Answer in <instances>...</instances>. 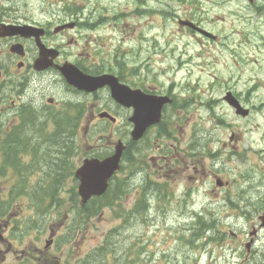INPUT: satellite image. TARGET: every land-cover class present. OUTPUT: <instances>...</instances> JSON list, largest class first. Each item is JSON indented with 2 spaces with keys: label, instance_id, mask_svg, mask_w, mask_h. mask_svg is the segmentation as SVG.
Masks as SVG:
<instances>
[{
  "label": "rangeland",
  "instance_id": "1",
  "mask_svg": "<svg viewBox=\"0 0 264 264\" xmlns=\"http://www.w3.org/2000/svg\"><path fill=\"white\" fill-rule=\"evenodd\" d=\"M0 19L54 24L79 21L78 28L69 30L62 42L68 59L88 52L103 64L102 70L123 67L128 77L142 79L147 87L172 91L176 106L169 108L162 126L170 128L175 137L166 138L165 145H171L174 155L185 157L192 170L200 164L208 174L198 181L187 174L175 178L167 186L169 195L162 199L151 184L144 191L146 177L138 170L142 164L151 168L159 142L151 131L143 143L131 145L106 198L90 204L92 213L79 214L75 169L85 157L111 151L118 139L108 123L82 124L78 163L74 160L70 166L74 171L68 168L60 180L49 174L50 160L48 167L44 162L51 152L28 158L26 167L16 159V168L26 170L27 177L13 193L19 216L14 227L25 235L18 239L2 231L0 261L6 256L15 264L26 254L21 249L34 252L53 233L54 241L60 239L65 245L61 254L69 264H147V260L169 258L203 264V239L189 244L191 229L201 227L198 215L203 221V212L209 220L231 210L225 205L227 193L217 195L214 173L230 180L246 169L247 164L233 154L234 143L241 152L246 147L253 149L256 180L264 178V14L239 8L236 0H0ZM179 19L216 27L220 41L203 40L202 34L180 26ZM70 39L78 43H69ZM253 86L255 90L249 93ZM228 89L250 94L256 108L249 118L237 117L223 99ZM53 91L63 99L72 97L60 85ZM120 126L114 131L119 132ZM234 131L240 139L233 143ZM101 132L106 134L102 137ZM36 157L43 161L31 164ZM2 165L0 199H5L6 179L14 176L12 185L19 178L11 165ZM184 185L191 188L185 196ZM143 195L149 196L145 201L151 205L139 214L138 200Z\"/></svg>",
  "mask_w": 264,
  "mask_h": 264
},
{
  "label": "flooded vegetation",
  "instance_id": "2",
  "mask_svg": "<svg viewBox=\"0 0 264 264\" xmlns=\"http://www.w3.org/2000/svg\"><path fill=\"white\" fill-rule=\"evenodd\" d=\"M236 4L239 8L251 9L257 16L264 14V0H236ZM24 24L33 28H29L26 33L18 32L21 31L18 27ZM79 24H81L79 21H63L54 24L40 21L10 22L0 19V32L5 26H10L11 31H16L14 34L0 35V165L3 164L2 166L5 167L4 163L8 156H10L9 160L13 156H20L22 164L27 166L29 164L27 156L46 152L47 140H51L54 136L52 146L61 155H64V151L66 152L65 162L70 168L71 163L74 164V160L78 163V156L81 152V136L83 138L82 124L90 127L97 122L108 123L113 127V131L116 125H121L119 132L112 131V133L118 135L117 140L125 141L128 149L129 140L133 139L134 122L132 117L137 109L136 106L128 103L142 101L144 94L168 95L173 100L164 103L160 121L150 126L144 136L137 141L143 143L151 131H155V136L159 141L155 147L156 153L152 155L151 168L142 164L138 170L146 177L142 184L144 191L145 187L151 184L154 193L158 195L157 198L162 199L164 194L169 195L167 186L170 182L173 184L175 178L179 179L187 174L189 179L198 181L201 177H206L208 174L204 166L194 164L192 170L185 157L180 153L174 155L171 153V145H165L166 138L171 140V137H175L170 128L166 130V127L162 126L167 113H169V108L176 106V96L172 91L161 90L156 85L147 87L142 83V79L128 77L123 67L116 70H102L103 64L98 63L96 57H92L93 55L88 52L87 54L79 52L78 58L75 60L68 59L69 57L65 54V45L62 42L69 30L78 28ZM90 24L94 25L95 22H90ZM206 24L203 21V40L219 42L220 34L216 27H209ZM182 27L184 28V26ZM185 29L196 33L189 27H185ZM72 42L78 43L76 39H70L69 43ZM55 53L57 55L53 56ZM44 54H47L46 60L50 62L47 66L38 61ZM69 62L73 63L83 76L114 75L121 85L129 88L127 89L128 95L120 94L122 100L115 98L113 86L110 84L94 91L71 85L61 70L63 65ZM58 84L72 97L68 99L58 97L53 91V88L59 86ZM254 87H251L248 92L254 91ZM130 90H140L141 92H131ZM124 99L128 103L122 102ZM223 99L235 111L237 117L244 119L249 118L256 108L254 101L250 99V94L243 96L239 92L228 89ZM261 106H264V101ZM138 110L140 111V108ZM68 119L72 120V133L60 130ZM105 134L101 136L103 137ZM90 135L92 136L93 133ZM232 139L233 143L238 142L240 136L234 131ZM188 144L190 145V143ZM233 148V154L237 160L247 164L246 169L239 170L230 180L214 173V177L219 183L217 195L227 193L224 197L225 205L231 210L222 211L218 217L209 220H207V213L203 212V221L202 218L198 220L201 227L191 229V240L188 243L203 239V264H264V191H262L264 178L256 180V164L251 160L253 149L250 150L246 147L241 152L240 147L235 143ZM183 151L186 153L187 150ZM109 152L111 151L106 152V156L113 154L115 147L112 148L111 153ZM42 161L41 157H36L31 161V164L37 165ZM8 165H11L16 172L15 164L8 163ZM72 169L73 166L70 170ZM13 177L6 179V187L13 188L15 186V183L11 185ZM184 187L186 188L185 185ZM190 192L191 188L187 187L183 194L185 196ZM148 197L143 195L139 198L137 213L145 212V208L151 205L150 201H145ZM258 203L263 206H259ZM158 208H160L159 205ZM8 209L9 211L6 213L0 212V241L5 239L2 231H9L11 236L17 238L22 234L25 235L21 229L14 227L15 221L18 219L13 205L10 204ZM145 215L149 217L150 212ZM239 218L241 222H238ZM245 224L246 226H244ZM50 236L51 238L46 240L44 246L37 247L34 252L21 249V252L26 254L15 264H69L61 254V248L65 245H62L60 239L55 242L52 237L53 233ZM2 249L3 246L0 243V253H2ZM93 251L96 252V248ZM206 253L207 255H205ZM167 255L168 258L172 256V254ZM1 261H3L2 264H11L6 260V256H3ZM153 262L188 264L186 260L170 258L161 261H146L147 264Z\"/></svg>",
  "mask_w": 264,
  "mask_h": 264
},
{
  "label": "water",
  "instance_id": "3",
  "mask_svg": "<svg viewBox=\"0 0 264 264\" xmlns=\"http://www.w3.org/2000/svg\"><path fill=\"white\" fill-rule=\"evenodd\" d=\"M181 24L188 25L194 29L199 30L203 33V28L197 26L195 23L189 20H181ZM31 28L30 26L19 27L22 33H26L27 30ZM10 26H5L0 35L14 34L16 31H11ZM57 54H53L56 56ZM47 54H44L42 58L38 61L42 64L49 65L50 62L46 60ZM67 80L82 89L88 91H94L99 87H103L106 84L113 86V95L115 98L122 100L120 94L125 93L128 95L127 87L119 84L117 78L111 74H105L101 76H83L79 69L72 65L66 64L61 68ZM131 92L140 90H130ZM141 92V91H140ZM172 101L169 96H156V95H146L142 101L136 103V101L128 103L126 99L122 102L128 103L129 105H134L137 107L135 114L132 117L135 127L133 129V138L139 140L147 128L160 121L162 115V107L165 102ZM235 104V102H232ZM240 107V106H239ZM140 108V111L138 110ZM241 108V107H240ZM142 109V112H141ZM125 145L122 141L116 144L115 152L111 156L104 159L99 158H86L80 168L76 171V177L80 180L79 194L82 197L81 204L85 205L93 196H100L104 194L109 186V180L120 168L121 158Z\"/></svg>",
  "mask_w": 264,
  "mask_h": 264
},
{
  "label": "trees",
  "instance_id": "4",
  "mask_svg": "<svg viewBox=\"0 0 264 264\" xmlns=\"http://www.w3.org/2000/svg\"><path fill=\"white\" fill-rule=\"evenodd\" d=\"M60 130H62L64 132L65 131H69V132L72 133L73 132L72 120L68 119L63 124V126L61 127ZM53 139H54V136H52L51 140H48V143H47V152H51L50 158L47 160V166L49 165V160H50V165H49L50 166V172H49V174L56 175V179L60 180L62 178V175L68 170L67 163L65 162L66 159H67L66 158V152L65 151L63 152L64 155H61L59 152H57L56 149L52 146ZM9 157L10 156L6 157V162L7 163H13L16 166V159H17L18 163L21 162V158L18 157V156H13L11 160L8 159ZM70 172L72 173V170H70ZM18 175H19V177H22V178L25 177V173L24 172H21ZM52 196L54 197V195H52ZM106 196L104 195V197H106ZM12 198L10 200H5V202L0 205V212L5 213V212L9 211L8 210V206L10 205V202L12 200H14ZM97 199L101 200L102 198H96L95 200H97ZM77 201H78V203H77L78 206L77 207H78V213L79 214L85 213V212L91 213L90 211H92V209L90 208V204L89 203L87 205H85V206H80L79 205V199H77Z\"/></svg>",
  "mask_w": 264,
  "mask_h": 264
}]
</instances>
